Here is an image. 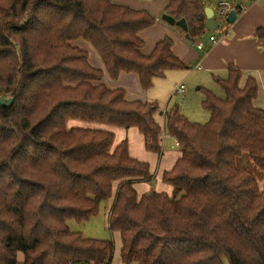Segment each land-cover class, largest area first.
I'll return each mask as SVG.
<instances>
[{"label":"trees","instance_id":"obj_1","mask_svg":"<svg viewBox=\"0 0 264 264\" xmlns=\"http://www.w3.org/2000/svg\"><path fill=\"white\" fill-rule=\"evenodd\" d=\"M202 0H167L164 14L186 23L193 41L206 31ZM146 11L114 0H0V264H110L114 244L85 238L68 222H88L113 199L107 227L120 237L122 264H264V185L237 165L246 155L264 173V110L253 106L257 84L240 89V70L203 90L209 120L189 122L177 105L155 119L156 103L128 101L109 89L134 75L141 91L166 72L185 70L164 37L149 55L140 32L153 26ZM254 36L264 42V28ZM86 42L103 65L73 45ZM264 47V44H263ZM77 120L135 128L146 151L160 156L163 134L180 157L163 172L172 192L139 196L154 184L149 165L113 147L109 130L67 127Z\"/></svg>","mask_w":264,"mask_h":264},{"label":"crops","instance_id":"obj_2","mask_svg":"<svg viewBox=\"0 0 264 264\" xmlns=\"http://www.w3.org/2000/svg\"><path fill=\"white\" fill-rule=\"evenodd\" d=\"M232 1L233 2L231 3L224 0L223 2L219 3V6L221 3H228L236 9V19L234 23L230 24L229 28L226 29V32H224L219 37H214L211 32L208 33V35H205L203 37L205 42H202L203 40L199 41V43L203 44V49L201 50H198L195 47V44H189L190 42L188 39H186L184 31H182L180 28L177 26H169L168 24L161 21V16L164 14L167 0H114V3L131 8L133 10L146 11L155 19L153 26L143 30L139 34V38L143 41V47L141 49L142 54H151L155 45L164 37H168L172 40L171 50L174 57L180 60L186 66V69H190L192 66L194 69H201L214 75L212 77L217 87L220 86L216 81L225 80L227 78L228 67L233 66L241 72V77L238 83V87L240 89L244 87L246 81L249 78L255 80L257 84V95L252 101V104L255 108L264 110V42L254 36V32L257 28H264V0ZM205 7H210L214 13L211 5L205 4ZM211 36L215 38V44L210 42L209 37ZM82 45H84V43ZM77 47L87 52L90 66L104 72L103 65L99 61L92 48L91 50L93 53L86 46ZM197 66H199V68H197ZM167 73L168 72L165 74ZM176 77H181L186 80V78H190V75L186 73L185 75H176ZM164 78L165 75L162 78L155 79L153 82L154 87L155 85L158 86L159 84L161 88L166 89L165 91H169V93L173 92L174 95L175 90L178 87L176 84L177 81L173 86L168 88L167 86L169 84H165V81H162ZM102 82L109 89H122L125 92L128 101L149 102L156 103L158 105L157 94H154L152 91H150L152 88L147 92L141 91L138 80L134 75L121 74V76L116 81H113L110 80L105 74ZM180 85L183 86V93L181 95H184L185 87L183 84ZM202 89L204 88L198 87L196 91ZM210 92L213 94L211 90ZM190 96L191 93L182 99L184 100L183 105L190 99ZM174 104L177 105L176 103ZM177 106L179 107V105ZM168 108V106L165 108H159L158 105V115L161 116V120L160 123L157 119L156 121L161 126H163L164 123V112ZM179 110L182 114L180 107ZM186 111V117L190 116L192 113L191 110L188 109ZM109 130H111L113 134L114 132L117 134V143L114 144L113 147L115 148L124 140L127 141L129 156L149 165L150 172L154 177V191L165 192L168 194V188L165 187L161 182V176L163 172L169 171L180 157L179 151L177 152L178 149L174 147V139L163 134L161 143L162 153L160 156H158L146 151L144 147V140L135 128L124 130L122 128L116 129L109 127ZM134 189L139 196L144 193L148 194L151 192L150 185L143 182L136 183L134 185ZM112 201V198L110 201L108 200V205L104 209L106 213V219L108 218V212ZM114 261L115 259L112 258V262L110 263L113 264ZM117 263L122 264L120 256Z\"/></svg>","mask_w":264,"mask_h":264},{"label":"rangeland","instance_id":"obj_3","mask_svg":"<svg viewBox=\"0 0 264 264\" xmlns=\"http://www.w3.org/2000/svg\"><path fill=\"white\" fill-rule=\"evenodd\" d=\"M202 1L204 2V4L211 5V7L213 8V10H214L213 18H214V21L216 23V29L215 30H206L200 38H196L193 41H189L190 42L189 44L193 43L196 45L197 43H199V41H202V40H203L202 42H205V39H203V37L205 35H208V33H210V32L214 35V37L215 36L219 37L224 32H226V29H228L230 26V24H228L224 18H222V17L220 18L218 15L219 3L223 2L224 0H202ZM225 1H228L231 3L233 2L232 0H225ZM208 8H210V7H208ZM73 43H74L73 45H75V46H79V47L80 46H86L91 50V47L86 42H84L82 40H76ZM81 43L82 44L84 43V45H82ZM92 53H93V51H92ZM191 67H190V69H186V70L170 71L167 74H165V78L162 79V81H165V84H169L167 86L168 88L173 86L176 81H177L176 84L178 86L180 84H183L185 87L184 95L176 94V92L173 95V92L169 93V91H165L166 89L161 88V86H159V84H158V86L155 85V87H154V83H153L154 88L152 87V89L150 91H152V93H154V94H157V97H158L157 103L159 105V108H162V107L165 108L167 106L170 108V107L175 105L174 103H176L177 105H179L183 116L185 118H187V120L189 122L204 125L208 122L210 116H209L208 112H206L205 110L202 109V106H201V102L203 101V98H204L203 90H209V91L211 90L213 92V94H215V96L217 98H220V99L224 98V92L220 87H217V85L215 84V81L212 77L214 75H212V74H210L204 70L194 69L193 67L192 68ZM186 73H188L190 75V78H186V80H184L181 77H179V78L176 77V75L177 76L178 75H185ZM198 87H202L204 89L196 91V89ZM190 93H191L190 99L186 103H184V105H183L184 100H182V99H184V97H186ZM169 98H170V101H169ZM0 103L1 104H5V103L7 104V103H9V100L1 99ZM188 109L191 110L192 113L190 116L186 117V114H187L186 110H188ZM155 119H157L158 122L160 123L161 116L158 115V112L155 115ZM67 127L68 128L79 127V128H91V129L101 128V129L109 130V127L105 126V125L86 123V122H81V121H77V120L68 121ZM124 130H127V129H124ZM109 131H111V130H109ZM116 141H117V134H116V132H114L113 145L117 143ZM177 152H178V150H177ZM236 163L238 166H240L241 168H244L245 170L251 172L255 176V178L259 184V188L263 187V185H264V173L262 171H260L246 155L240 156L237 159ZM149 185L151 187V190H154L153 189L154 184L153 185L149 184ZM163 185L168 188L167 192L170 195L171 190H172L171 187L168 185H165V184H163ZM107 205H108L107 202L100 204L97 214L94 217H92L88 222L77 224L73 221H70V222H68V225L72 231L76 230L78 232H81V234L85 238L112 241L114 244L112 258L115 259L113 264H118L117 261L119 259L121 242H120V237L117 233H110V231L108 230L106 213L104 211V209L106 208ZM22 261H23L22 254L18 253L17 264H22ZM111 262H112V260H111Z\"/></svg>","mask_w":264,"mask_h":264},{"label":"water","instance_id":"obj_4","mask_svg":"<svg viewBox=\"0 0 264 264\" xmlns=\"http://www.w3.org/2000/svg\"><path fill=\"white\" fill-rule=\"evenodd\" d=\"M204 14H205V18H206V24H205L206 30H215L216 29V23H215L214 18H213V16H214L213 11L210 8L205 7L204 8ZM235 19H236L235 11H230L229 14L225 17V21L228 24H233ZM161 20L164 23L168 24L169 26H177L182 31L186 32L187 27H186V23L183 19L176 21L174 18H172L166 14H163L161 16ZM185 37H186V39H188L187 35H185Z\"/></svg>","mask_w":264,"mask_h":264},{"label":"built area","instance_id":"obj_5","mask_svg":"<svg viewBox=\"0 0 264 264\" xmlns=\"http://www.w3.org/2000/svg\"><path fill=\"white\" fill-rule=\"evenodd\" d=\"M235 10L236 9L233 8L230 4H228V3H221L220 6H219V11H218L219 13H218V15H219L220 18L222 17V18L225 19V17L229 14L230 11H235ZM209 40H210V42L212 44H215V42H216L215 38L212 37V36L209 37ZM195 47L198 50H201V49H203V44L202 43H197L195 45ZM197 68H199V66H197ZM175 92L177 94H182L183 93V86L182 85L178 86L176 88ZM174 147H176V148L178 147V142L176 140H174Z\"/></svg>","mask_w":264,"mask_h":264}]
</instances>
